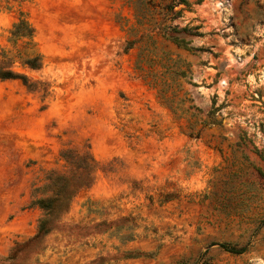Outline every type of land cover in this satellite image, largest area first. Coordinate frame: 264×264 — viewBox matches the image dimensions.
Here are the masks:
<instances>
[{
	"label": "rangeland",
	"instance_id": "374dc122",
	"mask_svg": "<svg viewBox=\"0 0 264 264\" xmlns=\"http://www.w3.org/2000/svg\"><path fill=\"white\" fill-rule=\"evenodd\" d=\"M181 1L0 0V56L43 54L32 88L0 81V257L74 148L94 184L16 263L264 264V0Z\"/></svg>",
	"mask_w": 264,
	"mask_h": 264
},
{
	"label": "trees",
	"instance_id": "16d2710c",
	"mask_svg": "<svg viewBox=\"0 0 264 264\" xmlns=\"http://www.w3.org/2000/svg\"><path fill=\"white\" fill-rule=\"evenodd\" d=\"M181 3L191 4L189 0H183ZM183 30L188 29L185 27ZM10 34L12 43L27 39L35 44V27L23 13H21L18 21L13 24ZM163 35L168 36L166 33H163ZM169 38L181 46H186V42L178 37L169 36ZM133 44L134 41H131L129 47ZM42 64L43 54L40 52L26 57L20 55L18 57L10 56L3 52L0 56V81L20 79L30 89L35 85V82L31 80L25 70L40 69ZM60 155L69 164V172L49 170L46 182L42 186L35 187L32 193V204L43 211L38 221L37 232L26 241L15 242L9 249L8 254L0 257V264H18L16 260L22 251L42 244L46 236L57 229L62 215L68 212L72 199L76 194L81 189L90 188L94 184L100 162L90 150L80 152L74 148H64L61 150ZM102 224L101 222L96 226ZM129 236L133 237L134 235L131 233ZM221 246L230 252H241V250L231 247L228 243H222ZM142 254L141 251H131L125 256L128 258L139 257ZM100 260H93L91 264H98Z\"/></svg>",
	"mask_w": 264,
	"mask_h": 264
}]
</instances>
